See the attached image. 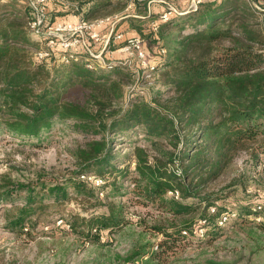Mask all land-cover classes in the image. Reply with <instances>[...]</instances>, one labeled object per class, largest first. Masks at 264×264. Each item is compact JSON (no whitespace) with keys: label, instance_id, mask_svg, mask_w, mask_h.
<instances>
[{"label":"trees","instance_id":"trees-1","mask_svg":"<svg viewBox=\"0 0 264 264\" xmlns=\"http://www.w3.org/2000/svg\"><path fill=\"white\" fill-rule=\"evenodd\" d=\"M11 1L0 11L8 14L0 16V51L6 57L4 64L0 61V135L7 132L40 143L56 120H64L76 132L97 137L71 151L77 170L66 183L47 189L54 203L69 199L68 188H72L76 199L95 200L99 206L98 194L80 178L92 172L105 181L101 188L110 187L112 195L107 196L105 215L84 219L89 227L114 228L123 222V207L115 198L125 193L127 184L136 199L172 216L174 232L161 223L153 227L165 239L196 236L199 228L205 230L214 222L220 229L223 217L218 207L209 210L221 198L209 189L229 175L241 153L252 157L257 151L264 153V0H201L196 8L160 23L157 30L151 27L156 41L167 42L168 35L175 33L159 72L168 93H159L151 102L131 101L126 109L119 103L125 78L131 75L127 68L91 69L83 60L60 64L33 60L32 49H40L41 44L27 27L31 10L25 8L22 13ZM79 1L82 7L91 4L81 16L85 20L123 13L131 4V0ZM133 4H141L143 12L123 18L119 29L127 35L133 30L142 39L134 21L159 18L173 7L164 0H132ZM156 4L163 8L158 14L151 9ZM125 23L128 26L122 29ZM73 89L85 94L84 102L70 100ZM138 134L144 136L145 144H132ZM124 140L131 145L129 154L114 148L116 141ZM107 177L112 180L107 182ZM13 193L9 183L0 187V205L8 203ZM39 200L30 193L24 207L12 205L4 217L9 220L15 214L11 227L22 226L43 208L37 207ZM253 211L248 214H263L264 206L255 205ZM164 244L167 241L158 248ZM144 254L133 251L127 261L133 264ZM154 260L142 264H154Z\"/></svg>","mask_w":264,"mask_h":264},{"label":"rangeland","instance_id":"rangeland-1","mask_svg":"<svg viewBox=\"0 0 264 264\" xmlns=\"http://www.w3.org/2000/svg\"><path fill=\"white\" fill-rule=\"evenodd\" d=\"M164 1L180 11L189 10L192 3L187 0ZM8 3L13 2L0 0V11L6 9L3 6ZM14 3L16 9L19 8L23 13L25 5L18 0H14ZM79 3V0H51L49 19H64L75 13L85 15L91 4L84 3L82 7ZM151 9L154 14L163 10L157 4ZM138 11L143 12L141 4L137 7L133 4L128 11L116 14L138 16ZM7 15L0 12L1 17ZM157 19H136L134 24L141 28L149 53L154 57L160 48H166V60L175 33L168 35L167 42L162 39L156 41L150 31ZM32 38L39 42L36 37ZM102 47L95 46L97 50ZM40 49H32L30 58L34 60V54ZM104 54L108 63H119L126 59L125 53L113 48ZM57 56L49 57L50 62L57 61ZM5 58V54L0 51L3 64ZM127 70L131 75L127 74L125 78L124 96L119 107L126 109L134 100L151 102L159 93H168L166 86L160 82V73L147 80L135 64ZM104 73L112 72L104 70ZM68 96L76 102H84L86 97L82 91L74 89ZM143 137L142 134L133 136L132 144H145ZM96 138L90 133L76 132L72 123L64 120H56L50 130L43 134L40 143L11 136L7 132L0 135V187L9 183L11 190H14L10 201L0 205V264H131L127 258L133 251L145 253L133 264H142V261L150 258L155 259L154 264H208L209 261L264 264V212L257 216L248 214V210L254 213L255 205L264 206L263 152L257 151L256 157L241 153L235 159L229 175L215 182L209 189L221 198L217 206L209 210L213 212V208L218 207L223 217L218 223L220 229L214 222L205 230L199 228L196 236L185 234V239L171 241L156 233L153 227L161 223L169 228L168 231L174 232L172 216L152 204H144L136 199L126 188L129 187L127 184L124 186L125 193L115 198L117 205L123 207V222L107 229L84 224V219L107 213L106 203L110 201L107 196L112 195L110 187L101 188L105 181L92 172H86L82 175L86 178H80L98 194L101 201L99 206L95 200L89 203L76 199L72 188H68L69 199L64 198L56 204L54 198L47 195L48 188L66 183L77 170L71 151ZM167 146L172 151L171 146ZM114 148L129 154L131 145L127 140L116 141ZM107 178V182L112 180V177ZM30 193L37 200L40 199L37 207L43 205V208L31 214L22 226L11 227L10 221L15 220L13 217L16 215L12 214L11 220H6L4 216L7 210L12 205L17 209L24 207ZM168 196L173 195L169 193ZM164 241L167 244H164L163 249L158 248V244Z\"/></svg>","mask_w":264,"mask_h":264},{"label":"built area","instance_id":"built-area-1","mask_svg":"<svg viewBox=\"0 0 264 264\" xmlns=\"http://www.w3.org/2000/svg\"><path fill=\"white\" fill-rule=\"evenodd\" d=\"M30 8L27 27L32 36L36 37L41 48L34 54L35 59H49L58 54L57 63H69L71 60H83L88 68L112 69L115 67L130 68L136 65L142 70L143 77L151 80L163 68L166 49L160 48L157 56L149 53L144 40L138 35H127L119 29L123 14H115L106 18L85 20L80 17L76 22L62 19H49L48 5L51 0H18ZM191 8H196L201 0H192ZM132 8L130 4L125 10ZM176 8L170 7L162 12L158 21L153 24L154 30L160 23H166L176 14ZM122 44L116 51L125 53V61L108 63L104 52L112 46ZM102 45L100 50L95 46ZM82 178H86L82 176ZM89 179V177H88ZM214 211V210H213Z\"/></svg>","mask_w":264,"mask_h":264},{"label":"crops","instance_id":"crops-1","mask_svg":"<svg viewBox=\"0 0 264 264\" xmlns=\"http://www.w3.org/2000/svg\"><path fill=\"white\" fill-rule=\"evenodd\" d=\"M82 15L81 14H73V15H67L64 19H62V20H67V21H71V22H76L80 17H81ZM128 25H126V23L125 24H122L121 25V27H122V29H124L125 27H127ZM129 35H137L133 30L131 31L130 30V33H129ZM127 56V55H126Z\"/></svg>","mask_w":264,"mask_h":264}]
</instances>
